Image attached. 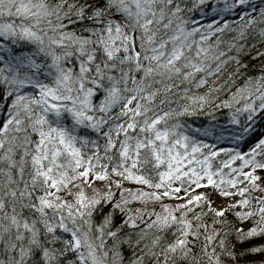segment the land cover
Returning <instances> with one entry per match:
<instances>
[{"label":"snow or ice","instance_id":"obj_1","mask_svg":"<svg viewBox=\"0 0 264 264\" xmlns=\"http://www.w3.org/2000/svg\"><path fill=\"white\" fill-rule=\"evenodd\" d=\"M0 264H264V0H0Z\"/></svg>","mask_w":264,"mask_h":264},{"label":"trees","instance_id":"obj_2","mask_svg":"<svg viewBox=\"0 0 264 264\" xmlns=\"http://www.w3.org/2000/svg\"><path fill=\"white\" fill-rule=\"evenodd\" d=\"M256 243H259V242H261V241H255Z\"/></svg>","mask_w":264,"mask_h":264}]
</instances>
